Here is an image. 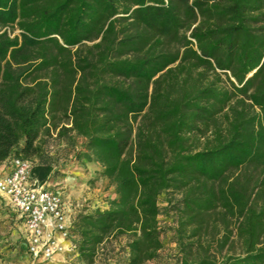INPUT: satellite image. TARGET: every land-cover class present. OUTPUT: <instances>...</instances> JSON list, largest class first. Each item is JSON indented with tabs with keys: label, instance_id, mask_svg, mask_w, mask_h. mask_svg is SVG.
<instances>
[{
	"label": "trees",
	"instance_id": "16d2710c",
	"mask_svg": "<svg viewBox=\"0 0 264 264\" xmlns=\"http://www.w3.org/2000/svg\"><path fill=\"white\" fill-rule=\"evenodd\" d=\"M53 134L113 189L71 221L84 264L154 260L169 190L177 264H264V0H0V164L46 183Z\"/></svg>",
	"mask_w": 264,
	"mask_h": 264
},
{
	"label": "rangeland",
	"instance_id": "374dc122",
	"mask_svg": "<svg viewBox=\"0 0 264 264\" xmlns=\"http://www.w3.org/2000/svg\"><path fill=\"white\" fill-rule=\"evenodd\" d=\"M43 142L44 157L53 166L50 189L61 195L70 213L74 212L72 219L77 214L91 212L90 207H102V202H107L113 189L92 167L84 171L87 163L83 159L75 160L80 140L72 135L56 138L53 134ZM179 198L176 190L166 191L159 196L157 223L162 247L157 257L145 264H177L180 253L175 240V209ZM128 240L129 235L109 238L98 251L93 264H122L126 258L125 244ZM69 256L73 257L70 264H84L76 255ZM0 264H28L21 244L20 225L12 210L4 204H0Z\"/></svg>",
	"mask_w": 264,
	"mask_h": 264
},
{
	"label": "built area",
	"instance_id": "2783aa9c",
	"mask_svg": "<svg viewBox=\"0 0 264 264\" xmlns=\"http://www.w3.org/2000/svg\"><path fill=\"white\" fill-rule=\"evenodd\" d=\"M10 170L0 175V199L15 214L21 228L26 253L32 262H47L60 254H73L75 247L69 235L71 217L61 195L31 179V163L14 158ZM107 203L102 202L106 209ZM75 255V254H74Z\"/></svg>",
	"mask_w": 264,
	"mask_h": 264
},
{
	"label": "crops",
	"instance_id": "0c3cea01",
	"mask_svg": "<svg viewBox=\"0 0 264 264\" xmlns=\"http://www.w3.org/2000/svg\"><path fill=\"white\" fill-rule=\"evenodd\" d=\"M89 167H92L93 171H98V173L101 171V168L95 164V163H87L84 165V171H86ZM10 170V166H9V163H7L6 161L3 162L2 164H0V175L1 174H4L6 172H8ZM90 175V174H89ZM95 175V174H93ZM99 175V174H98ZM85 178V176H84ZM101 178V177H100ZM104 179V178H102ZM106 180V179H105ZM107 181V180H106ZM53 181H52V178H49V180L47 181V185L48 187H51ZM112 188V187H111ZM113 195V194H112ZM111 195V196H112ZM0 204H4L1 199H0ZM91 210H93V207H90ZM65 210H66V213L68 214V216L71 217L72 219V214L74 213H70L68 211V208L66 207V203H65ZM21 244L23 245V248L25 250V245H24V242H23V239H22V236H21ZM25 253H26V250H25ZM27 255V253H26ZM70 254H60V255H56L55 257H53L50 261H47V262H42V261H38V262H32L28 255H27V263L28 264H70L71 263V259L73 257H70L69 256Z\"/></svg>",
	"mask_w": 264,
	"mask_h": 264
}]
</instances>
